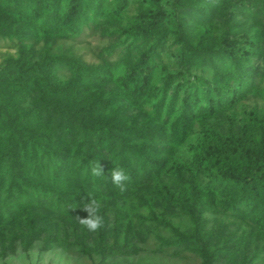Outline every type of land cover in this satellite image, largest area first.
<instances>
[{"label": "trees", "instance_id": "trees-1", "mask_svg": "<svg viewBox=\"0 0 264 264\" xmlns=\"http://www.w3.org/2000/svg\"><path fill=\"white\" fill-rule=\"evenodd\" d=\"M0 40V261L264 264V0H0Z\"/></svg>", "mask_w": 264, "mask_h": 264}, {"label": "rangeland", "instance_id": "rangeland-1", "mask_svg": "<svg viewBox=\"0 0 264 264\" xmlns=\"http://www.w3.org/2000/svg\"><path fill=\"white\" fill-rule=\"evenodd\" d=\"M106 40L100 37L85 35L80 42L68 43L75 52L79 54L88 63H99V51L107 45ZM16 48L9 41L0 40V63L7 55H15ZM254 102L249 101L247 106ZM155 240L141 245L140 255L128 259L116 260L117 264H200V260L188 255L186 257L173 256L172 252L164 254L155 253ZM0 264H92L87 257H82L76 252H65L61 249H55L48 253H40L38 246L29 254L19 252L17 256L10 257Z\"/></svg>", "mask_w": 264, "mask_h": 264}, {"label": "clouds", "instance_id": "clouds-1", "mask_svg": "<svg viewBox=\"0 0 264 264\" xmlns=\"http://www.w3.org/2000/svg\"><path fill=\"white\" fill-rule=\"evenodd\" d=\"M91 164V162H89ZM91 174L93 176H102L103 169L99 161L91 165ZM112 184L120 189L125 190L126 182L130 180L129 175L122 167L115 166L110 172ZM82 211L87 213L86 217L77 216L79 223L89 232H97L104 227V217L100 214L101 204L94 198L83 205Z\"/></svg>", "mask_w": 264, "mask_h": 264}]
</instances>
